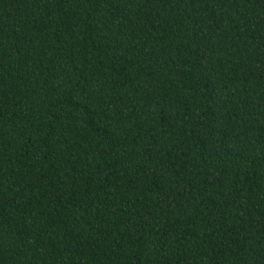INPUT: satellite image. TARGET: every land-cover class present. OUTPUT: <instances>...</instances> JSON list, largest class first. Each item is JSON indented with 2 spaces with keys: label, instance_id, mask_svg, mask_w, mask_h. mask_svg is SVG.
<instances>
[{
  "label": "trees",
  "instance_id": "16d2710c",
  "mask_svg": "<svg viewBox=\"0 0 264 264\" xmlns=\"http://www.w3.org/2000/svg\"><path fill=\"white\" fill-rule=\"evenodd\" d=\"M0 264H264V0H0Z\"/></svg>",
  "mask_w": 264,
  "mask_h": 264
}]
</instances>
